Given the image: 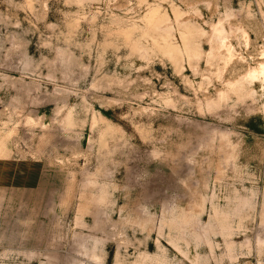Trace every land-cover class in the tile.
Returning a JSON list of instances; mask_svg holds the SVG:
<instances>
[{
    "label": "rangeland",
    "instance_id": "obj_1",
    "mask_svg": "<svg viewBox=\"0 0 264 264\" xmlns=\"http://www.w3.org/2000/svg\"><path fill=\"white\" fill-rule=\"evenodd\" d=\"M262 67L264 0H0V264H264Z\"/></svg>",
    "mask_w": 264,
    "mask_h": 264
},
{
    "label": "bare ground",
    "instance_id": "obj_2",
    "mask_svg": "<svg viewBox=\"0 0 264 264\" xmlns=\"http://www.w3.org/2000/svg\"><path fill=\"white\" fill-rule=\"evenodd\" d=\"M261 71V70H260ZM261 73H264V67H262V71H261Z\"/></svg>",
    "mask_w": 264,
    "mask_h": 264
}]
</instances>
